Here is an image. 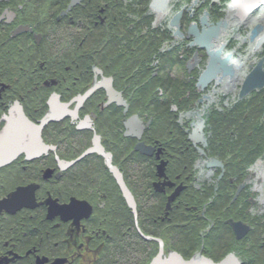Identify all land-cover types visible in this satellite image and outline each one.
<instances>
[{
	"label": "flooded vegetation",
	"instance_id": "flooded-vegetation-1",
	"mask_svg": "<svg viewBox=\"0 0 264 264\" xmlns=\"http://www.w3.org/2000/svg\"><path fill=\"white\" fill-rule=\"evenodd\" d=\"M23 1L0 0V137L18 107L22 108L29 120L40 125L51 109L50 100L54 94L60 96L61 103L71 102L69 109H75L77 102L74 98L80 94L66 99L57 87L45 96L43 93L38 94V79H31L33 84L28 81L32 86L26 89V85L22 88L17 85L23 83L18 76L13 80L8 77L11 74L12 57H15L20 71L27 70L32 77L39 75L36 66H29L27 55L32 47L34 50L41 47L42 35L34 31L30 24L21 22V11L18 9L23 8ZM121 1L126 4V8L120 9V18L129 20L131 36L128 39L118 32L115 49L109 45L105 46L102 41L100 64H92L93 78L89 87L93 85L96 74L94 66L102 71V74L98 73L99 81L102 76H112L106 73L110 63L104 61L112 55L118 75L116 79L112 76L113 86L121 92L123 102H109L107 91L99 88L97 91L104 90V96L95 95L96 91L80 106L78 115L67 114L42 126L41 142L35 144L39 152L33 156L18 145L20 152L7 160L10 146L14 143L8 140L0 143V152H5L3 156L0 155V160H7L0 162V264H117L115 260L122 246L124 249L129 248L136 242L135 235H131L132 229L135 232L137 230L146 241L157 243V252L147 264L160 253V241L166 257L176 252L185 260L195 259L198 264H204L206 261L211 264H264V150L260 149L259 141L255 147L250 148L249 135H252V132L249 131L248 113L243 119L231 120L241 132L240 140L235 130L231 129L229 145L225 147L223 156L211 152L209 147L212 135L209 129L211 114L218 111L225 117H233L235 112L239 116L243 109H249V98L264 89L239 96L240 85L252 69H249V64L253 61L255 66L258 60L264 57V49L260 52L250 49L247 33L243 36V42H248V45L239 49V52H243L246 48L247 53H238L239 42L232 46V40L229 39L231 35L227 36L222 31L218 39L214 38V49L225 42L221 56L232 54L230 62L233 63L234 73L227 74L218 83L213 80L205 89L200 90L197 82L206 67L208 53L206 48L191 45L192 37L187 29L193 22H197L202 30L203 27H210L224 19L228 13V3L225 2L224 7H218L221 5L220 0L215 3H211V0L208 4L204 1L193 7L183 5L182 37L174 36V31L169 26V14L153 15L152 27H161L162 30L167 28L171 39L165 40L154 55V60L148 62L151 65L148 68L155 69L152 75L156 76V70L161 68L169 82H176L179 92H183L185 81L194 83L198 92L195 98L191 97L190 92L177 98L179 105L184 100L187 101L186 109H180L177 103L171 107L182 131V139L177 144V172L174 173L170 169L174 160L170 145L167 146L164 143L166 141L161 142L158 139L152 142L144 140L145 131L152 123V118L144 120L136 112L135 100L130 95L135 85L131 82V77L136 70L143 68L140 63L144 61L140 58L136 64H130V60L136 57L134 42L138 35L147 34L149 26L135 14L124 15L132 10L131 5L135 0H116ZM70 2L71 0L68 5ZM205 9L208 10V15L207 22L203 24L200 19ZM67 14L57 19L60 20ZM146 14H152L149 7ZM167 16L168 19L164 23L156 24ZM100 18H103L101 21L104 22L103 15H100ZM231 22L229 20V27L233 28ZM246 24L247 22H243V25ZM21 26H28L29 29L18 32L17 29ZM121 27L125 28V24H121ZM143 27L145 29L140 30ZM27 33H32L34 42L26 40L24 34ZM243 42L241 40V43ZM55 46L43 49L44 54L49 57L62 54L63 52L53 50L52 53L47 52ZM110 48L114 50L112 53L107 52ZM160 54H163L162 57ZM126 67L125 73L129 76L122 74L121 70ZM55 86L57 81L53 79L42 82V87L48 89ZM160 94L163 95V90ZM93 97L97 98L100 111L111 106L122 111L125 116L122 133L116 121L119 112L111 108L103 116H99L91 104H86ZM85 109L89 111H84ZM263 114L257 122L258 138H261L262 142ZM133 115H138L145 124L149 122L142 141L155 147L152 156L135 149L138 142L135 136L124 135L125 122ZM110 120L116 127L103 128ZM202 120L206 142H194L189 136ZM238 121L239 124H236ZM121 135L129 139L128 152L132 156L136 151L153 158L155 162L156 178H152L149 187L151 191L146 201L148 215L145 216V232L140 224L138 202L132 186L123 176L136 200L137 215L125 198L108 160L101 153V147L105 152L111 153V164L121 170L117 153ZM23 146L26 147L27 144L24 143ZM199 147L204 149V153ZM159 150L160 158H157ZM191 150H194L196 155L192 154ZM211 158L221 160L223 167H208L207 163ZM162 160L166 162L165 175L160 177L158 165ZM111 177L133 216L132 224L123 223L122 234L120 208L116 205L119 203L120 193L114 190V183L108 186ZM158 183L161 190L156 188ZM30 185H35V199L25 198L16 192L18 188ZM179 186H182V189L167 208L169 197ZM50 209L52 212L49 215ZM174 210L181 214V218L172 217L171 212ZM113 218L118 221L113 222ZM156 224L160 226V235L153 233Z\"/></svg>",
	"mask_w": 264,
	"mask_h": 264
},
{
	"label": "trees",
	"instance_id": "trees-1",
	"mask_svg": "<svg viewBox=\"0 0 264 264\" xmlns=\"http://www.w3.org/2000/svg\"><path fill=\"white\" fill-rule=\"evenodd\" d=\"M150 0H135V3L131 5L132 10L125 12L124 15L132 13L137 15L149 26L147 34H141L136 37L134 42L135 58L130 60V64H136L140 58L144 59L140 63L142 69H138L133 73L131 82L135 85L131 92V97L136 103V112L144 119L148 120L152 118V123L146 129L144 134V140L146 142H152L158 139L164 142L167 146L170 145L172 152L174 153V160L170 164L172 172H177V144L182 139V131L177 122V116L174 111L171 110L172 104L177 103V98L184 95L186 92H190L191 97H196L198 92L195 88L194 83L185 81L183 84V92H179L178 86L175 81L166 79L163 74V69H157V75L153 76L152 73L155 71L150 67V61L154 60V55L158 53V49L161 47L165 40L171 39L170 31L167 28L164 30L161 27L153 28L152 21L154 19L153 14L148 15L146 11L149 7ZM190 1V0H188ZM210 0H207L209 3ZM221 5L218 7H224L226 0H220ZM24 5L21 11V22L30 24L34 31L41 33V47H32L28 52L29 66H36L39 69V75L32 77L29 71H20L17 68V61L15 57H12L10 64V75L8 76L11 80L18 76V79L22 80V84L19 86H25L29 88L34 81L31 79H38L40 90L39 93L48 96V93L57 88L62 92L66 99L77 95L78 93L84 92L90 85L93 73L92 64H100V55L102 53V41L105 46L110 45L112 49L115 48L116 38L118 32L122 33L125 38H130L129 32L131 31L130 23L128 19L120 18V9H125L126 4L116 2V0H84L81 4L73 7L66 16H63L60 20L57 19L62 10L66 9L69 0H24ZM104 10L102 13L101 10ZM221 13H223L221 11ZM100 15H103L104 22L101 21ZM133 20L131 19L130 22ZM125 24V28L121 27V24ZM135 26V23H134ZM133 29V28H132ZM145 29L144 27L140 30ZM134 33L132 34V37ZM27 41L34 42L32 33L24 34ZM139 38H141L139 40ZM64 47L67 52L60 54L59 56H47L44 54L43 49L55 46ZM233 44V43H232ZM34 45H36L34 43ZM110 48L107 52L112 53ZM161 57L163 54H160ZM109 62V69H106V73L115 77V62L112 55L108 56L104 60ZM27 68V66H26ZM25 68V69H26ZM31 68V67H30ZM125 69L123 68L122 74L124 75ZM120 74V75H122ZM128 75V73H125ZM118 76V75H117ZM55 80L57 86L52 88L42 87L44 80ZM117 86V85H116ZM118 87V86H117ZM119 88V87H118ZM163 90V95L160 91ZM45 91V92H43ZM34 94V93H31ZM104 90H99L95 95L104 96ZM99 97V96H96ZM97 98H91L86 104H91L92 109L103 116L105 112L114 108L111 106L103 111H100L97 107ZM179 105V104H178ZM187 101L184 100L179 105L180 109H186ZM248 108L241 111L239 116L233 113L232 116H227L221 112L214 111L209 118V129L212 132L211 135V152L223 156L225 154V147L229 145V131L235 130L240 140L241 132L237 130L232 119H243L245 114L249 115V131L252 135H249L250 148L256 146L259 141L260 149L264 150V136L263 142L261 138H258L257 122L261 120L264 112V89L258 93H255L252 98H249ZM118 111V117L116 119L117 126L120 128L122 133L123 120L125 116L122 111L118 108H114ZM89 111V110H84ZM128 116V115H127ZM252 120L254 122L252 123ZM239 124V121L236 123ZM264 126V125H263ZM116 124L110 120L108 125L103 128H115ZM226 140L228 141L226 143ZM129 139L120 137V146L118 147L117 153L120 157L119 165L124 173V176L130 186H132L136 199L138 202V211L140 216V224L145 232L147 230L145 216L148 215L146 207L147 195L151 191L152 178H156L154 171V160L151 157L145 156L141 153L134 152L133 156L128 151ZM196 155L194 150L190 151ZM189 169V165L186 166ZM114 183V190L120 193V190L113 180L110 178L109 184ZM157 194V193H155ZM120 211V234L124 231L123 223H133V216L130 212L124 198L120 193L119 203ZM172 217L181 218V214L176 210L172 211ZM113 214V213H112ZM111 214V215H112ZM116 217V216H115ZM113 222L118 219L113 218ZM111 222V225H113ZM144 222V223H143ZM134 227V226H133ZM155 235H160L161 230L159 225L154 226ZM131 235H135L136 242L131 247L123 248L118 253L116 262L117 264H147L150 259L157 252V243L146 241L136 230L132 229ZM128 239V237L126 238ZM115 258V255L112 256ZM107 263V262H105Z\"/></svg>",
	"mask_w": 264,
	"mask_h": 264
},
{
	"label": "water",
	"instance_id": "water-1",
	"mask_svg": "<svg viewBox=\"0 0 264 264\" xmlns=\"http://www.w3.org/2000/svg\"><path fill=\"white\" fill-rule=\"evenodd\" d=\"M82 0H71L69 6L66 10L62 12L63 15L67 14V12L75 5L80 3ZM200 0H193L191 7L197 4ZM215 3V1H212ZM171 7L169 6V0H152L150 3V10L153 11L156 15L159 14H168L170 13ZM259 9L261 15L264 16V0H229V10L233 11L232 18L237 17L240 20H246L250 18L251 14ZM183 14V9L178 10L175 12L170 21L169 26L174 30V36L182 37L184 33L181 31V17ZM207 15L208 11H204L200 21L204 24L207 22ZM262 20V19H261ZM229 27L228 19H223L217 22V24H213L210 27H203L200 31L196 22L192 23L188 28L189 36H193V41L191 45H198V47L206 48L207 53L209 55L206 68L201 73L200 77L198 78L197 86L200 90L205 89L208 84L215 80L217 83L222 81L223 77L227 74L233 75L234 73V66L233 63L230 62V58L232 56L231 53H228L226 56H221L222 50L225 47V42L220 44V47L214 49L215 41L213 40L218 39L222 31L227 30ZM28 26H21L17 29L18 32L23 30H28ZM249 39L251 42H255L254 50H258L262 43L264 42V24L263 23H256L250 30ZM240 65H237V67ZM250 72L247 74L246 79L244 80L243 84L241 85L239 96L243 97L246 94L250 93L251 91L257 89L264 88V57L259 59L257 64L254 66V62L252 61L249 64ZM95 70V77L93 85L84 93L79 94L74 98V101L77 102L75 109H69V105L71 102L68 103H61L60 96L58 94H54L50 100V111L46 114V116L41 120V124H36L29 120V118L25 115L22 111L21 107L16 109V113H12V118L9 121L8 125L2 132L0 137V143L6 142L7 140L11 143H14V147L10 146L9 149V157L7 160L13 158L17 153L20 152L21 145L24 151H26L30 156L37 154L39 152L38 146H35L38 142H41V130L42 126L51 121V120H58L61 119L63 116L67 114H72L73 116L78 115V110L80 106L99 88H104L107 91L109 96V102H118V104L123 102L121 92L117 91L113 87V78L102 76V80L98 81V73L102 74V71L94 66ZM126 105V104H124ZM264 120V116H263ZM149 124H145L142 119L138 115H133L125 122L126 131L124 133L125 136L133 135L137 138L138 142L136 144L135 149L140 151L143 154L152 156L155 151V147L152 145L146 144L142 141V136L146 126ZM194 123H192L193 125ZM203 127H204V120L197 124L194 127L190 134V139L194 142H201L205 141L203 137ZM27 144L26 147L23 144ZM1 147V145H0ZM199 150L204 153V149L199 147ZM90 151V150H88ZM101 153L105 156L108 160V165L111 168L112 172L114 173L115 177L117 178L118 184L120 185L125 198L127 199L130 207L137 215V204L134 198L133 193L127 187V184L124 180L123 172L116 166L111 164L112 156L111 153L105 152L104 149L101 147ZM86 153V152H85ZM84 153V154H85ZM1 158V157H0ZM157 158H160V150L157 153ZM7 160H0V162H5ZM221 166L223 167V163L221 160L217 158H211L208 161L207 166ZM165 166L166 162L163 160L158 165V175L160 177L165 175ZM166 183V182H163ZM169 184H173L170 181H167ZM159 183L156 184V188H159ZM35 185H30L28 187L18 188L16 192H19L25 198H31L32 200L35 199ZM182 186L176 188L175 192L169 197L168 206H171V201L176 198ZM64 208V207H63ZM51 214L52 209L49 210ZM143 234V233H142ZM144 235V234H143ZM145 236V235H144ZM149 238L148 236H145ZM161 242V250L160 253L153 259L150 264H198L195 259L185 260L180 254L176 252H172L169 257L164 256L163 254V245ZM204 264H211L210 261H206Z\"/></svg>",
	"mask_w": 264,
	"mask_h": 264
},
{
	"label": "rangeland",
	"instance_id": "rangeland-1",
	"mask_svg": "<svg viewBox=\"0 0 264 264\" xmlns=\"http://www.w3.org/2000/svg\"><path fill=\"white\" fill-rule=\"evenodd\" d=\"M171 5H173L172 6V12H171V14L172 13H174V9H177L179 6L178 5H186V3H187V0H171ZM168 19V16L166 17V18H163V19H161V20H158L157 22H156V24L157 25H160L161 23H164L166 20ZM161 21V22H160ZM160 22V23H159ZM250 28H251V22H247V24L246 25H241L240 27H237V28H235V33H240V34H242L243 36H245L248 32H249V30H250ZM230 35L231 36H229V39L230 40H236V38L234 37V35H233V33H230ZM237 41V40H236ZM237 42H239V41H237ZM59 45V43H57L56 44V46L55 47H53V48H50V49H48V51L47 52H49V53H52V51L51 50H53V52H55V51H58V52H67V50L64 48V47H61V46H58ZM238 45V49H237V52L238 53H242V54H246L247 53V49L245 48L244 49V51L243 52H239V49L241 48V47H245V46H247L248 45V42H243V43H241V44H237ZM110 46V45H109ZM111 48H112V46H110ZM115 49V48H114ZM107 51V50H106ZM114 51V50H113ZM115 52H116V50H115ZM262 52H264V51H262Z\"/></svg>",
	"mask_w": 264,
	"mask_h": 264
},
{
	"label": "bare ground",
	"instance_id": "bare-ground-1",
	"mask_svg": "<svg viewBox=\"0 0 264 264\" xmlns=\"http://www.w3.org/2000/svg\"><path fill=\"white\" fill-rule=\"evenodd\" d=\"M231 15V14H230ZM262 19V16L261 15H258L257 17H255V18H253V20L252 21H254V24H255V22H258V21H260ZM251 21V22H252ZM232 27H233V29L231 30V31H228L225 35H227V36H229L230 35V33L233 31L234 32V30H235V28H237V27H240V23H239V21L238 20H232ZM253 23V22H252ZM234 35H236V33H233ZM252 47H253V44H251V47H250V49H252ZM5 154V152H0V155H4Z\"/></svg>",
	"mask_w": 264,
	"mask_h": 264
}]
</instances>
